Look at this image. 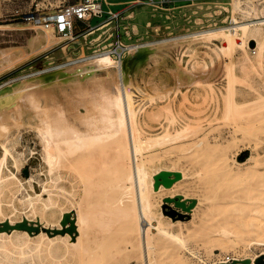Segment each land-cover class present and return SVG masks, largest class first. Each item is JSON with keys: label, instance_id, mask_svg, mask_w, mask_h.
Wrapping results in <instances>:
<instances>
[{"label": "rangeland", "instance_id": "1", "mask_svg": "<svg viewBox=\"0 0 264 264\" xmlns=\"http://www.w3.org/2000/svg\"><path fill=\"white\" fill-rule=\"evenodd\" d=\"M73 1L78 0H0V48H8L10 51L19 52L18 58L13 60L14 62H10L4 67V70L0 68V87L7 85L10 81L17 80L34 72L47 71L48 73H46V75H53L54 73V77H58L59 72L57 69L67 67V72L75 73L76 69L74 68L76 66L84 65L87 58L103 52H83L78 39L79 36H76L70 41L64 40L54 46H49V44H46L47 42L45 43V41H41L37 44L39 45L38 47L36 45L34 49H31L28 42H30L34 36L43 31V29H46L45 27L53 24L46 19L53 18L58 9ZM242 1L244 2L242 3L244 11H234V8H232L234 7V0H170L169 2L164 3L165 6H168L167 8L153 7L150 4L133 2V0H123L121 3H111L109 5L105 1H102V14L93 15L86 22H81L79 20L75 21L73 32L78 34L85 29L86 24L95 26L106 19L109 8L113 11L122 8L123 11L120 12V16L124 17L121 18L119 16L121 41L128 43V45L136 44V46H146L149 42H160V40L167 38H181L193 32L206 31L214 28H216L215 30H219L220 27L230 25L231 15L233 14H235L237 19L241 22H250L254 21L256 17H264V13L257 16L252 10H250V7L246 4L247 0ZM255 2L261 5V7H264V0H255ZM23 13H28L27 15H31L32 13L34 19L25 18ZM35 18H37V20ZM132 23L137 25L138 32L133 33L131 31L130 27ZM110 25H112V22L105 27ZM122 25L127 26L123 28ZM126 30H128V32ZM53 31L54 35L57 36V39L64 36V34L58 32L55 28ZM216 37H212L210 40H196L193 38L186 40L180 39L178 41L176 40V44L175 40H172L161 50L160 48L159 50L157 49V56L152 59L149 57L151 55V52L149 51L151 50L146 47H141V49L134 52L131 58L127 61H124V57L119 59V65L122 69L125 68L123 69L125 74L128 76V73H130L128 76L131 81L129 88L133 94V102L138 116V127L141 129L142 133H144V141L149 147L147 151H150V147L155 146L158 147L155 155H158L159 158L160 154V159L156 158L157 156H154V160H152L153 162H149V170L154 173L159 169L166 168L181 170L184 173V177L178 180L175 183L176 185L174 184L171 189H163V191L160 190V192H157L155 195H150V198H152L151 200L157 204L155 207L156 211L154 213L155 217L152 221L153 227L151 228V232L157 236L156 228L162 216V208L160 204L163 196L172 192L169 195L181 193L184 197H194L197 199L193 212L190 213V216L185 222L172 225L170 222V219L172 218L168 215L166 216L167 219L165 217L163 218L165 222L162 219L164 229L172 233L181 234L186 238L188 250L186 248H181L179 250L180 252L176 250L180 253V256L178 257L171 255L175 250L170 251V246L168 247V250L163 249V251L160 252L156 251L155 256H157V258L162 254L161 257L157 259L156 264H184L185 260L190 261L191 264H215L217 261H231L233 258H250L259 255L260 253H264V208L258 217L255 216L253 210H250L258 204V196L261 195L262 190L264 191V187L260 188V186H264V182H262L264 176L259 179L261 174H264V107L258 111L251 109L252 111H255V118L254 114L251 115V112L248 113L249 109L255 105H245L244 110L246 109V113L244 116L247 117V113L251 115L249 118H246L248 121L243 120V116H241L240 119L229 117V120H227V118H224L222 115L224 95L231 94L233 98H236L237 100L240 99L239 101L241 103L244 101L246 102L243 104H247L251 98L250 102H255V100L256 102L258 101L259 95L257 94V90L262 89V91H264V88H262L264 81V65L261 67L258 62H256L258 65L254 62L255 60H258V57L257 55L252 54L251 51L249 54L254 63L251 64L247 60L235 63V58L238 59L237 57H240L242 54L241 49L235 48L233 54L231 51V55H229V52H223L222 50V47L227 45L226 39L221 36ZM241 41L242 40H239V42ZM252 41L253 40H250V45L255 49L257 46L256 41H253V44H251ZM43 45H45V48ZM51 51H55L57 55L55 57H46ZM217 52H220V54L217 55ZM160 56H163L164 58L161 60ZM144 57L145 59H143ZM75 60L78 61L77 65H74ZM179 62H181V66H178V68L177 65ZM175 67L179 72L177 71L175 75H171L170 69ZM183 67H186L189 70L185 75H181ZM114 70L111 71L112 74L117 73V70ZM49 71L51 72L49 73ZM201 72L203 75L205 74L201 77L203 79L202 81L207 79L205 77H208L211 79L209 83L205 81L199 83L193 82L195 80V78L193 79V77H195L194 74L198 73V75H201ZM105 74L106 72H101L99 76ZM229 77L231 79H229ZM134 80L136 81V84H134ZM230 85L231 93L229 92ZM169 86L173 88L170 89L171 93L168 91L167 94L166 87ZM56 91H58L57 93H60L59 90ZM233 94H235V97ZM58 97L63 104L68 106L69 103L67 102L68 99L65 100L66 97L61 98L63 95L61 96L60 94ZM221 103L223 104L222 107L219 106ZM245 107H248L249 109ZM84 108L83 106L80 108L82 112H85ZM170 109L171 112L169 114ZM166 111H168V113ZM16 112H11L12 117L14 118L16 115L14 119L23 120L25 124L20 127H12L8 136L2 139L6 141L12 153L18 158L19 162L17 163L20 169H17L13 158L9 155L6 163L7 167H4L3 169V175H11V172L15 173L21 178V184L19 189H17V184H12V182L11 185L8 184V187L4 188L3 193L1 194L4 209L2 216H4V218H9V216L19 218L24 215L34 217L31 215V207L27 205L25 199L29 195L35 197L40 193L43 199H48L49 195L44 191L43 187L44 185L50 187L54 182L53 180H55L58 187L50 188L54 191L52 192L53 198L58 200L57 205L52 206L47 213H45V218H40L41 216L37 217L38 220L43 221L45 224L50 225L55 223L60 217V211L62 209L75 210L76 213L79 206L85 208L92 204H99L104 202L111 195L110 189L107 188L106 190V188H101V186L105 185V182L108 179L112 185H115L118 183L117 176L121 171H124L119 168L118 161L113 157L114 150L111 151L110 149L108 152L111 156L107 154L106 166L103 164L99 169L96 168L92 173L93 178L91 179L97 181L100 184L98 186H100L102 190H105H100L98 186L94 187L93 190H95V193L93 190L90 191V193H94L91 196L89 191L87 192L85 189L84 179L82 177L80 178V175H78L77 172L72 171L69 167L61 168L59 173L58 171H55L54 175L49 173L47 170L48 164L43 158V144L34 126L36 115L33 111L31 112L27 110L19 113L17 112L18 114ZM171 115H177V120L173 123L169 122V117H171ZM257 117L259 118L258 121L256 120L258 119ZM230 118L233 121H230ZM255 120L257 122L256 124H253L252 122ZM187 124H191V130L188 129L185 131L183 129H185L184 127H186ZM259 125L260 128L257 127ZM251 126H254V128L250 129ZM178 129L181 132L180 135L179 131L177 132ZM258 130H260L259 133ZM165 131L169 133V142L163 137V134L166 133ZM177 133L179 136L176 135ZM250 133H252V135ZM199 141L202 143L198 145L201 147L198 150V155L191 156L187 159L188 161H183L182 164L185 163L184 165H176V158L188 154V151L181 153L180 149L197 146L196 143ZM217 146L220 149H217L216 151L214 150L213 153L214 147L217 148ZM151 152H146V154ZM2 156L3 153L0 145V158ZM218 158L220 160H218ZM200 161L203 163L202 165L199 163ZM209 163H211V165H209ZM127 164L126 169H130V164ZM207 165L212 166V173L211 171L205 170ZM198 168H203L204 171L199 174ZM238 169L239 171L242 170L248 172L251 175H253V171H251L252 173L249 172L251 169L258 170H256V175L254 170V177L249 174L247 175L244 172L243 174L245 175H243V179L241 176V179L238 178L240 181H237L235 178L236 182H234L233 176L239 172ZM204 173L210 175L207 181L203 177L205 175ZM247 177H251L254 180L250 181L251 178L249 179ZM55 178H57V180ZM245 178L247 180H245ZM241 181L244 182L245 186ZM236 184L238 185L236 186ZM62 187L64 188V191ZM243 187L246 188L244 189ZM249 187L251 191L246 192V189H249ZM237 188L240 189L237 190ZM57 190L59 192H57ZM258 190L260 191L258 192ZM224 192L229 196H227L226 193L224 194ZM232 193L233 195H231ZM238 193L239 195L241 194L240 196L242 197H239ZM247 196L248 198H246ZM113 197H118L117 199L122 202L125 201V198H123L121 194L113 195ZM234 197L240 199L232 203V198ZM20 199H24V201H20ZM215 199L219 200L216 201ZM228 200H231V202L229 201L227 203ZM38 203L40 204V202H37V204ZM84 203H86V205H84ZM225 203L227 204V208ZM238 206L242 207L241 211L237 210ZM12 210L16 212V214H13ZM118 210L119 208L116 209V212ZM179 210L181 209L179 208ZM120 212L124 213V210ZM209 212L221 213L219 214L218 219L227 221L226 229L230 231V234L227 236L229 239L227 246H224L220 241L222 238L218 232H213V236H216L214 238L212 237L213 239L207 238L202 235L201 232V235L198 234L199 231L196 232L199 225L203 223L205 215ZM94 214H92L93 217L96 216ZM99 214L100 211L97 216ZM113 214L114 215L111 218H116V221L111 218L110 221H108L109 223L112 221V224L114 225V222H117L116 227L111 224L115 229L111 228V225L104 228L102 227V230L100 229L101 235H103V233L105 235L110 231V229H106V232L105 228L110 227L111 230L113 229V234L115 235L112 234L113 237H111L112 239H109V241H102L103 239H101L99 233V235H96V238L92 239L90 248H88L89 252L84 256H80L74 248L72 249L71 247H68L71 249L69 251L67 246L62 241L58 240L55 242V246L58 247H56L58 252L56 251L55 254L58 255V257L51 258L48 256L47 258L45 253H41V258H39V255L33 253L37 258H33L35 261H33L32 264H41L40 260H43L44 264H102L104 261L103 264H142L138 252L132 256L135 252L133 247L138 245V234H135V231H132V233L130 232L133 227L127 222L129 219L126 220L121 216L124 221H118L119 215L115 214V210H113ZM100 215H102V213ZM95 225L97 226L98 224ZM98 227L99 226H97L96 229ZM137 228L138 227H136V229ZM118 239H120L119 241L122 240V243H120L123 247H126L125 249H121L120 245L118 246V243H116V245L109 243L111 241L118 242ZM159 239L157 237V240ZM206 239L208 240L205 241ZM84 242L85 240L83 243ZM108 246L109 248L107 249ZM10 249L11 246H0V264L3 263L2 260L5 263L6 259H8V261L10 260L11 264H21L23 261V264H31L30 258L33 257V255L31 256L28 253V248H24L27 252L25 254H28L24 256L26 258L23 257L24 259L19 254L20 250L17 249V252ZM119 251L121 252L119 253ZM108 252L109 254L107 255ZM251 262L252 261L247 264H250ZM235 264L246 263L238 261Z\"/></svg>", "mask_w": 264, "mask_h": 264}, {"label": "bare ground", "instance_id": "2", "mask_svg": "<svg viewBox=\"0 0 264 264\" xmlns=\"http://www.w3.org/2000/svg\"><path fill=\"white\" fill-rule=\"evenodd\" d=\"M242 3H244L242 0H234V7H232V8H234V11L235 10L244 11V9L242 7L243 6ZM246 4L250 7V10H252L257 16L264 13V7H261V5L256 3L255 0H247ZM231 16L232 17H231L230 25L225 26V27H220L219 30H215L216 28H214V29H210V30H206V31L193 32V33H190V34L185 35L183 37L180 36L181 38L175 37V39H172V38L162 39V40H160V42H158V41L149 42L148 44H146V46H136V44L135 45H128V52L124 56V61L129 60V58H131L133 53L138 51L139 49H141V47H146V48H149L151 50V51H149V52H151V55L149 57H151V59H152L153 57L157 56L156 55L157 49L159 50V48H160V50H161L162 48H164V46H167L168 42L170 43V41H172V40H175V44H176L177 43L176 40L178 41L180 39L186 40V39L193 38L196 40H198V39H207V40L209 39L210 40V38H212V37L221 36L222 38L226 39V41H227V45L222 47L223 52L224 51L229 52V55H231L230 52L232 51V54H233V51L235 50V48L241 49L242 54L240 57H237L238 59L235 58V63H239V62H243L244 60H247L251 64L254 62L255 63L258 62L259 65L262 67L264 65V17H256V19L254 21H250V22H241L237 19L235 14H233ZM35 19L37 20V18H35ZM45 28L46 29H43V31H41L38 35L34 36L31 39V41L28 42L31 49H34L36 47V45L38 43H40L41 41L42 42L45 41V43L47 42L46 44H49V46H54L56 44H59L60 42H63L66 39V35H64L63 37H60V39H57V36L54 35V31H53L54 25L53 24H50ZM239 40H242V41L239 42ZM250 40L256 41L257 46L255 49H253L251 47ZM45 45H43V47ZM38 46L39 45H37V47ZM30 47H29V49H30ZM46 48H47V46H46ZM220 48H221V46H220ZM33 51H35V50H33ZM250 51L252 54L257 55L258 60H255L254 62L252 61V57L249 54ZM142 52H143V50H142ZM142 52H141V54L143 55ZM18 54H19L18 51H10L8 48H0V68H2V70H4L5 69L4 67H6L10 62H14L13 60L18 58ZM219 54H220V52H217V55H219ZM160 58L162 60L164 57L160 56ZM143 59H145V57ZM84 60H86V59H84ZM85 62H84L85 63L84 65L76 66L74 68V69H76L75 73L67 72L66 71L67 67L65 66L66 68L62 67L60 69H57L59 72V76L58 75H56V76H58V77H54V73H53L54 71L52 72L53 75H46V73H48L47 71L34 72V73L28 74L26 76H23L22 78H19L17 80L10 81V83H8L7 85L0 87V145H1L2 153H3V156L0 158V224L3 221H8L9 223L13 224V223H16L17 221H21L23 219V217H26L28 220L39 221L41 225H44L45 227H48V228H60L61 227L60 219H61L63 212L69 211V210H63L62 209L60 211V217L55 221V223L50 224V225L45 224L43 221H40L37 219L38 216H41L40 218H42V217L45 218L44 217L45 213H47V211L52 206L57 205L58 200L56 198L55 199L53 198L52 192H54V191L50 187L56 188V187H58V185L56 184L55 180H53V176H52V180L54 181L53 184L50 185V187L47 185H44V187H43L44 191L46 193H48V195H49L48 199H43L41 193L37 194L35 197H32L31 195H29L25 199L27 205L31 207V211H32L31 215H33L34 217H30L29 215H24V216H21L19 218H14L12 216H9V218H4V216H2V214L4 213L3 212L4 209H3V205H2L1 194L3 193L4 188L8 187V184L11 185V182H12V184L13 183L17 184V186H18L17 189H19V186L21 184V178H19V176H17L15 173L11 172V175H3V169H4V167H7L6 163H7V158L9 155L13 158L17 169H20V167L17 163V162H19L18 158H16L15 155L12 153V151H11L10 147L8 146V144L6 143V141H4L2 139V138H5L8 136V133L10 132L12 127H20V126L25 124L23 120L14 119L16 115L13 118L11 115V112L17 111L19 113V112L27 110V111H31V112L33 111L34 114L36 115L34 126H35V128L39 134V137L42 141V144H43L42 148L44 150L43 151V158L45 159V161L48 164L47 170L49 171V173L51 175H54L55 171L56 172L58 171V173H59V170L61 168L69 167L72 171L77 172L78 175H80V178L82 177L84 179L85 189L87 192L89 191V193H90V191H92L94 189V187H97L98 185H100L97 181L91 179V178H93L92 173L94 170H96V168L99 169V167L101 165H103V164L105 165L107 163L106 158L109 155L108 152L110 151V149H111V151L114 150V156L113 157L118 161L117 163L119 165V168L124 170V171H121V173L117 176L118 177V183H116L115 185H112L110 183L109 179L106 182L104 181L105 185L101 186V188H106V190L108 188L111 191V195L104 202H101V203L97 202L99 204H92V205L86 206L85 208L80 207V206L78 207V209L75 213V225H76L77 232L75 233L74 238L71 235V233H69L67 231L64 233H52V232L49 233V232L41 229L38 232H35V231L30 232L26 229L12 227L10 229H0V246L1 247L11 246L10 250H12V251H17V249L20 250L19 254L22 258L24 256L28 255V254H25L27 252L24 250V248H28V250H27L28 253L31 256L33 255V257L30 258L31 264L33 263V261H35L33 258L36 257V256H34L33 253H36L37 255H39V258H41V256H40L41 253H45V256L47 258H48V256L51 258L52 257H54V258L58 257V255L55 254L57 251L56 250L57 246H55V242H57L58 240L62 241L67 246V248L68 247H71L72 249L74 248L77 251V253L80 254V256L81 255L84 256L86 253L89 252L88 248H90V245L92 243V239L96 238L97 237L96 235H99V233L101 232L100 229L102 230L104 227L110 226L112 224V221L110 223H109V221H110V218L114 215L113 210H115V214H118V215H119L120 211L124 210V213L120 212L118 221H124V219H126V220L129 219L127 222L129 223V225H131L133 227L130 232L132 233V231H135L134 233L138 234V236H139L138 245L133 247L135 252L133 253L132 256H134L135 253L138 252V254H139L138 256L140 257V261L142 264H156L157 259H159L162 255V254H160L157 258V256H155L156 251L160 252V251H163V249L168 250V247L170 246L171 247L170 251L175 250L173 253L171 252L172 254L171 253L170 254L174 255L175 257H178V256H180L179 250L181 248L187 249V247H188V245L186 244V238L183 237V235H181V234L172 233V232H169L168 230L163 228L164 225H163L162 221L164 220L163 218L164 217L166 218V216H167V214H165L163 211H162V216H161V219L159 220V223L157 222L158 223V226L156 228L157 229V236H156V234L151 232V228L153 227L152 221H153V218L155 217L154 213L156 211L155 207L157 206V204L151 200L152 198H150V195H153V194L155 195L157 192H160V190L163 191V189H171L178 180H180L184 177V175H183L184 173H183V171L180 170L182 177L180 179L174 181L171 186L165 187L162 185L161 187L159 186L160 188L154 189V187H153V182H154L153 175L156 172L153 171L154 173H152L151 170H149L150 166H148V164H149V162L154 160V156L155 157L157 156L156 158H158V155H155L158 147H155L153 145L154 147H150L151 148L150 151H147V149L149 147H148V144L145 143V141H144V133H142L141 129L138 127V121H137L138 116H137V112H136L134 102H133V94L129 88L131 81L128 78V76L130 73H128V76H127V74H125V71H123V69H125V68L122 69L119 65L120 64L119 59H116L115 57L110 55L108 53V51H103L101 53H98L97 55L89 57V58H87V61H85ZM139 62H141V61H139ZM74 63H75L74 65H77L78 61L75 60ZM180 63L181 62H179L177 67L181 66ZM114 69L117 70V73L112 74L111 71ZM232 69H234V68H232ZM182 70L183 71H182L181 75L182 74L185 75V73L187 71L189 72V70L186 67H183ZM205 70H206V68H205ZM177 71L178 70H176V67L172 68V69H170V74L175 75V73ZM50 72L51 71H49V73ZM101 72H104V73L106 72V74L103 76H99V74ZM194 75H195V77H193V79L195 78V80L193 82L199 83L203 80L201 78L203 73L201 75H198V73L194 74ZM205 78H207L206 80H204L205 82L209 83L211 81L210 78H208V77H205ZM229 79H231V78L229 77ZM204 81H202V82H204ZM229 82H230V80H229ZM131 84H133V83H131ZM134 84H136V81ZM180 84H181V82H180ZM172 88L173 87H170V86L166 87L167 94H168V91H169V93H171L170 89H172ZM230 88H231V85L229 87V92H230ZM262 88H264V81H263V87ZM233 89H231V90H233ZM56 90H59L60 93H57L58 91H56ZM59 94L61 96L63 95V97H61V98L66 97L65 100H67V99L70 100V101L67 100V102L69 103L68 106L61 102V100L58 97ZM223 94H225V93H223ZM257 94L259 95L258 101L256 102V100H255V102L254 101L250 102L252 99L251 98V99H249V102H247V104H243V103H246L245 101L243 103H241L239 101L240 99L237 100L236 98H233V96H231V94L230 95H224L223 96L224 106L222 103H221L222 105L218 104L221 107L223 106V110H222L223 117L227 118V120H229V117H232L233 119H240V117L243 116L244 117L243 120L246 121L247 120L246 118H249V116L253 115L255 113V111H258L264 107V91H262V89L261 90L259 89V90H257ZM233 95L235 97V94H233ZM251 104H254L255 106L250 108V109L248 107H245V108L249 109V111L248 110L247 111H248V113L251 112L250 113L251 115L247 113L246 114L247 117H245L244 115L246 113L245 112L246 109L244 110V106L245 105L249 106ZM82 106H83V108L85 107L84 108L85 112L81 111L80 108ZM251 109H254L255 111H252ZM168 111H166V112L168 113ZM170 112H171V109L169 111V114H170ZM12 114H14V113H12ZM263 116H264V114H263ZM254 117H255V114H254ZM23 119H25V118H23ZM176 120H177V115H171V117H169L170 123L171 122L173 123ZM224 120H226V119H224ZM256 120L258 121L259 118ZM256 120L253 121L252 123L256 124V122H257ZM230 121H233V120H231V118H230ZM234 121H237V120H234ZM178 122H179V120H178ZM249 123L251 125H253L251 122H249ZM190 127H191V124H187L186 127H184L185 129H183V130L187 131L188 129H190ZM257 127L260 128V125ZM251 128H254V126L253 127L251 126L250 129ZM178 131H179V135H180L181 132L179 129L177 130V132ZM165 132L166 133L163 134V137L166 141H168V140H170L169 133H167V131H165ZM259 132H260V130H258V133ZM250 134L252 135V133H250ZM176 135H178V133ZM200 148L201 147H199L198 145L193 146V149L188 151L187 155L180 156V157L176 158L175 164L180 165L183 163V161H186L191 156H195L196 154L198 155V153H199L198 150ZM217 149H220V148L218 146H217V148L214 147L213 153H214V150L216 151ZM224 149H225V147H224ZM218 151H220V150H218ZM146 152H151V153L146 154ZM109 156H111V155H109ZM158 159H160V154H159ZM218 160H220V159L218 158ZM127 163L130 164V167H129L130 169H126ZM199 163L201 165L203 164L201 161ZM184 164H182V165H184ZM201 165H200V167H201ZM209 165H211V163H209ZM209 165H207L205 167V170H208V171L212 170L211 169L212 166H209ZM213 165H215V164H213ZM254 170L255 169H253V170L251 169L250 171L249 170L248 171L249 172L253 171V173L252 172L251 173L254 175ZM256 170H258V169H256ZM256 170H255V175H256ZM198 171H199L198 173L201 174V172H203L204 169L198 168ZM212 171H211V173H212ZM238 171H239V169H238ZM90 172H91V174H90ZM244 172L245 171L240 170L239 172L234 174L233 181L236 182L235 178L237 179V181H240V179H241L240 177L242 176V179H243V175H245V174L251 175L248 172H245V174H243ZM232 173H233V171H232ZM253 175H251V176H253ZM209 176L210 175H208V173H207L203 177L207 181ZM263 176H264V174L263 175L261 174V177H259V176L258 177L260 179V178H263ZM58 178H60V177H58ZM226 178H227V176H226ZM238 178H240V179H238ZM247 178H249V177H247ZM55 179L57 180V178H55ZM245 180H247V179L245 178ZM251 180H254V179L251 178L250 181ZM243 181H241V182L244 185ZM262 182H264V180ZM237 185L238 184H236V186ZM98 187L100 188V186H98ZM261 187H264V186H260V188ZM101 188H100V190H102ZM219 188H220V186H219ZM219 188H217V189H219ZM243 188L245 189L246 187H243ZM239 189L240 188H237V190H239ZM104 190L105 189H103L102 191H104ZM246 190H247L246 192L251 191L250 187H249V189H246ZM63 191H64V188H63ZM94 191L95 190H93V192ZM235 191H236V189H235ZM242 191H244V190H242ZM259 191L260 190H258V192ZM17 192H18V190H17ZM57 192H59V191L57 190ZM93 192L90 193L91 196H92V194L95 193V192L94 193ZM170 193H172V192H170ZM225 193L226 192H224V194ZM116 194H121L123 196V198H125V201L122 202L119 199H117L119 196L117 198L115 197L116 198L115 199L113 197V195H116ZM169 194H166V195H169ZM226 195H227V193H226ZM231 195H233V193ZM238 195H239V193H238ZM240 195H239V197H242ZM227 196H229V195H227ZM246 198H248V196ZM238 199H240V198H238ZM238 199L236 197L232 198V203ZM118 200H119V202L117 203ZM121 200H123V199H121ZM215 200L218 201L219 199H215ZM257 200H258V204L256 206L252 207L250 210H253L255 216L258 217L260 215V213L263 211L262 209L264 208V191L263 190L261 191V195L258 196ZM20 201H24V199H20ZM229 201L231 202V200H228L227 203ZM37 202H40V204L38 203L39 204L38 205ZM237 202H241V201H237ZM253 202H255V201H253ZM162 203L163 202L161 201V204ZM84 205H86V203H84ZM195 205L188 212L189 214L193 212ZM225 206L227 208L226 203H225ZM118 208H119V210L117 211L118 212L117 213L116 209H118ZM237 210L241 211L242 207L238 206ZM50 211H52V210H50ZM99 211H100V214L102 213V215L99 214L100 217H99V215L97 216ZM94 213H97V214H94ZM121 213H122V215H121ZM13 214H16V212L13 211ZM92 214H94L96 216L93 217ZM219 214H221V213L209 212L208 214H206L203 223L199 225L196 232L199 231L198 234H200V232H201L202 235H204L210 239L212 237L213 238L216 237V236H213V234H214L213 232H218L222 238V240H220V241L222 242V244L224 246H227L229 243V239L227 238V236L230 234V231L228 229H226L227 221L223 220V219H218ZM116 216H114V217H116ZM121 216L124 217V219H122ZM117 218H118V216H117ZM111 219L116 221L115 220L116 218H111ZM187 219L188 218H186V219H180V218L173 219L172 218V219H170V222L172 225H176V224H180L181 222H185V220H187ZM164 222H165V220H164ZM94 223L98 224L97 226H99V227L97 229H96L97 226ZM114 223H115V225L114 224H112V225H114L116 227L117 222H114ZM67 224H69V223H67ZM114 226H112L111 228H114ZM94 227H95V229H94ZM136 227H138V228L136 229ZM111 228L110 227L105 228V230L110 229V231H108V232L106 230L107 233L105 235H104V233H103V235H101V233H100L101 239H103L102 241H106V240L109 241V239H112L111 237H113L112 234L114 233V231H113V229L111 230ZM196 232H195V234H196ZM113 235H115V234H113ZM158 235H161V236H158ZM196 236H197V234H196ZM157 237H158V239L159 238L160 239L157 240ZM84 240H85V242L83 243ZM119 240L120 239H118V242L117 241H114V242L111 241L109 243H111L112 245H116V243H118V246L120 245L121 249H125L126 247H123V245L121 244L122 240L121 241H119ZM207 240L208 239H206L205 241H207ZM205 241H203V242H205ZM209 241H211V240H209ZM205 243H207V242H205ZM109 246H111V245H109ZM109 246L107 247V249L109 248ZM92 248H94V247H92ZM68 249H67V251H68ZM70 250L71 249H69V251ZM176 250H178L179 252ZM120 252L121 251H119V253ZM191 253H193V252H191ZM108 254H109V252L107 253V255ZM256 256H258V255H256ZM256 256L250 257V259L252 261L250 264H254V259ZM104 257H106V256H104ZM4 258H6V257H4ZM24 258H26V257H24ZM133 258H135V257H133ZM45 260H47V259H45ZM162 260H164V259H162ZM2 262H3L2 264H11V261L10 260L8 261V259H6L5 263L3 260H2ZM40 262H41V264H44L43 260H40ZM104 262H102V264ZM219 262H226V261H217L216 263H219ZM23 263H24V261L21 264H23ZM184 264H191V262L185 260Z\"/></svg>", "mask_w": 264, "mask_h": 264}, {"label": "water", "instance_id": "3", "mask_svg": "<svg viewBox=\"0 0 264 264\" xmlns=\"http://www.w3.org/2000/svg\"><path fill=\"white\" fill-rule=\"evenodd\" d=\"M251 44H253V41ZM201 143L202 142L199 141L198 143H196V145H200ZM192 149L193 146L185 147L183 149H180V152L184 153ZM181 177L182 174L179 170L166 169V168L159 169L153 175V179H154L153 187L154 189H158L160 185H163L165 187L171 186L174 181L180 179ZM162 202L163 203L161 204V208L165 214L171 216L173 219L175 218L186 219L190 216L188 212L196 204L197 199L194 197H184L181 193H175L174 195H165L162 199ZM179 208L181 210H179ZM60 223H61L60 228H48L45 227L44 225H41L39 221L28 220L26 217H23L21 221H17L16 223L13 224L9 223L8 221H3L0 224V229H10L12 227H17V228L26 229L30 232L33 231L38 232L41 229H43L49 233L50 232L64 233L67 231L71 233V235L74 238L75 233L77 232L75 225V210H69L63 212L60 219ZM238 261L247 264L251 261V259L248 257H245L243 259L233 258L231 261L219 262L215 264H235ZM254 264H264V253H260L258 256L255 257Z\"/></svg>", "mask_w": 264, "mask_h": 264}, {"label": "built area", "instance_id": "4", "mask_svg": "<svg viewBox=\"0 0 264 264\" xmlns=\"http://www.w3.org/2000/svg\"><path fill=\"white\" fill-rule=\"evenodd\" d=\"M107 0H78L73 1L71 3L66 4L62 8L58 9L53 16V18L46 19L47 21H50L53 23L54 28L66 35L65 41H70L74 39L78 34H75L73 32L75 28V21H81L86 22L88 21L93 15H101L102 5L101 2ZM170 0H133V2L136 3H146L150 4L153 7L158 8H167L168 6H165L164 3L169 2ZM109 18L104 20L103 22H106L107 24L111 19L117 20L119 13L111 10L110 8L107 11ZM25 18L27 19H34V15L31 13V15H27L28 13H23ZM102 23V22H101ZM101 23L98 25H95V27H100ZM85 28H90L91 25L86 24ZM85 30V29H84ZM82 31V30H81ZM112 34H109L111 36ZM100 51H108L110 55L115 57L116 59H122L126 53L128 52V43H124L120 39L116 38L115 41H110L104 43L101 47L94 49L92 52H100Z\"/></svg>", "mask_w": 264, "mask_h": 264}, {"label": "crops", "instance_id": "5", "mask_svg": "<svg viewBox=\"0 0 264 264\" xmlns=\"http://www.w3.org/2000/svg\"><path fill=\"white\" fill-rule=\"evenodd\" d=\"M123 0H107V4H117V3H121ZM102 3V2H101ZM122 8H119L117 10H115V12L119 13L120 16V12H122ZM129 15V14H127ZM125 15V16H127ZM119 16L117 18V20L115 19H111L107 24H105L106 22H103L104 20L109 18V15L107 16L106 19H104L103 21H101L100 23V27H95V26H91L90 28H85V30H83L82 32H80L78 34V39L80 41V45H81V49L83 52L85 51H93L94 49H97L99 47H101L104 43H108L110 41H115L116 38L121 40V36H120V32H119ZM121 18L124 16H120ZM110 22H112V25L107 26ZM99 24V23H98ZM96 24V25H98ZM127 25H122L123 28H125ZM131 31L133 33L138 32V28L137 25L135 23L131 24ZM111 30V31H110ZM128 32V30H126ZM125 33V30H124ZM109 34H112L111 36L108 37ZM129 37V36H127ZM50 54V55H48ZM46 57H55L57 55V53L55 51H51L49 52ZM32 65V64H30ZM162 185H160L161 187ZM159 187V188H160Z\"/></svg>", "mask_w": 264, "mask_h": 264}]
</instances>
